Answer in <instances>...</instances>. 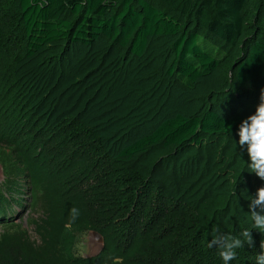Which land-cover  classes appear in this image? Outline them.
Segmentation results:
<instances>
[{"label": "trees", "instance_id": "obj_1", "mask_svg": "<svg viewBox=\"0 0 264 264\" xmlns=\"http://www.w3.org/2000/svg\"><path fill=\"white\" fill-rule=\"evenodd\" d=\"M0 52L31 113L102 162L88 173L92 229L112 227L122 242L136 221L144 230L162 218L122 264H223L208 243L230 203L239 221L220 234L249 229L255 242L230 264H255L264 234L248 205L264 181L248 171L238 131L264 89V0H0ZM187 168L201 183L181 208L163 191ZM232 186L244 195L238 203ZM25 232L0 243V264H52L46 250L59 229L39 245Z\"/></svg>", "mask_w": 264, "mask_h": 264}, {"label": "rangeland", "instance_id": "obj_2", "mask_svg": "<svg viewBox=\"0 0 264 264\" xmlns=\"http://www.w3.org/2000/svg\"><path fill=\"white\" fill-rule=\"evenodd\" d=\"M9 58V54L0 52V214L5 218L0 221H16L8 225L0 223V243L15 241L26 231L25 240L34 245L42 244L44 235L53 225L54 229H59L57 233L61 237L52 244L51 252L49 248L46 250L52 264H102L104 261L113 264L116 258L122 264L132 255L131 252L127 256L129 247L144 237V232L154 234L158 231L162 218L144 224V230L143 224L136 221L129 240L122 242L112 227L105 236L92 229L88 224L91 218L86 204L91 187L88 173L89 169L97 171L102 162L95 159L90 147L65 140L56 131L57 127L31 113L27 96L17 92L11 80ZM225 169L226 165L214 170L208 167L202 174L211 171L221 175ZM184 175L181 183L174 180L163 191L166 202L178 199L181 208L192 204L193 189H199L201 183L189 168L185 169ZM220 182L232 183V179L228 177ZM191 183L189 190L180 196L176 190ZM209 185L201 188L199 199H207L205 192ZM230 188L233 200L238 203L244 195H240L236 187ZM67 205H75L79 210L77 219L70 226ZM234 205L230 203L227 210L220 211L215 233L211 231L214 235L239 221ZM30 222L32 225L28 227ZM130 264L137 263L132 261Z\"/></svg>", "mask_w": 264, "mask_h": 264}, {"label": "clouds", "instance_id": "obj_3", "mask_svg": "<svg viewBox=\"0 0 264 264\" xmlns=\"http://www.w3.org/2000/svg\"><path fill=\"white\" fill-rule=\"evenodd\" d=\"M238 145L247 151L250 163L247 168L250 173H254L259 179L264 181V89L260 92V102L256 106L255 113L243 120L238 131ZM252 229L264 234V186L257 189L251 197L248 205ZM79 215V210L73 207L70 210V222H74ZM254 247L255 242L252 230L244 229L240 236L232 234H216L209 241V248L218 249V255L223 264H230L237 257V250ZM260 253L256 255L255 264H264V240L260 242ZM113 264H121L120 259L116 258Z\"/></svg>", "mask_w": 264, "mask_h": 264}]
</instances>
